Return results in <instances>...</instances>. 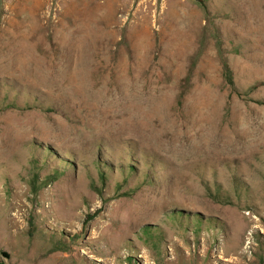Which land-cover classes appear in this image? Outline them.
<instances>
[{"label":"rangeland","instance_id":"1","mask_svg":"<svg viewBox=\"0 0 264 264\" xmlns=\"http://www.w3.org/2000/svg\"><path fill=\"white\" fill-rule=\"evenodd\" d=\"M0 264H264V0H0Z\"/></svg>","mask_w":264,"mask_h":264},{"label":"trees","instance_id":"2","mask_svg":"<svg viewBox=\"0 0 264 264\" xmlns=\"http://www.w3.org/2000/svg\"><path fill=\"white\" fill-rule=\"evenodd\" d=\"M221 70H222V76L225 82L229 84V86H231V88L235 90L234 83L232 80V71L229 68V66L226 64L224 59H221ZM7 106H10V105H7Z\"/></svg>","mask_w":264,"mask_h":264},{"label":"bare ground","instance_id":"3","mask_svg":"<svg viewBox=\"0 0 264 264\" xmlns=\"http://www.w3.org/2000/svg\"><path fill=\"white\" fill-rule=\"evenodd\" d=\"M199 162V161H198Z\"/></svg>","mask_w":264,"mask_h":264}]
</instances>
